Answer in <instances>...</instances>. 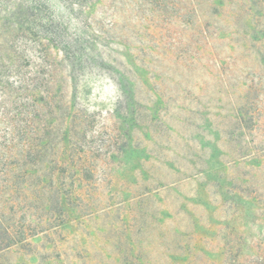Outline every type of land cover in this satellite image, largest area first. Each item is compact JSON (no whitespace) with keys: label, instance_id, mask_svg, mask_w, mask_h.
Returning a JSON list of instances; mask_svg holds the SVG:
<instances>
[{"label":"rangeland","instance_id":"374dc122","mask_svg":"<svg viewBox=\"0 0 264 264\" xmlns=\"http://www.w3.org/2000/svg\"><path fill=\"white\" fill-rule=\"evenodd\" d=\"M1 167L0 264H264V0H0Z\"/></svg>","mask_w":264,"mask_h":264},{"label":"trees","instance_id":"16d2710c","mask_svg":"<svg viewBox=\"0 0 264 264\" xmlns=\"http://www.w3.org/2000/svg\"><path fill=\"white\" fill-rule=\"evenodd\" d=\"M67 44V43H66ZM57 46V45H56ZM72 46V44H68V45H66L65 47L69 50V49H71V48H68V47H71ZM67 50V51H68ZM69 52V51H68ZM82 53L80 52V51H76V50H74L73 52H72V55H69V53L68 54H66V58L70 61V63H71V65L72 66H75V64H76V61H78V60H80V58L82 57ZM37 73H40V72H36L33 76V80H35V79H40L41 78V76L39 75V77H37L38 75H36ZM32 80V79H31ZM32 80V81H33ZM31 144H28V146H30ZM25 146H27V144H25ZM34 146V145H33ZM27 152H31V150H30V148H28L27 150H26ZM76 170H79V171H81V169H79V168H77V167H74ZM2 170V167H1V169H0V171ZM3 170H5L4 171V173H6L7 172V169L5 168V169H3ZM1 206H0V214H1ZM1 219V218H0ZM3 233L7 236V238L4 240H2V241H0V244H1V246H2V248L3 247H7V246H9L11 243L10 242H12V240H11V230L9 229V227H5V229H3ZM11 240V241H10Z\"/></svg>","mask_w":264,"mask_h":264}]
</instances>
